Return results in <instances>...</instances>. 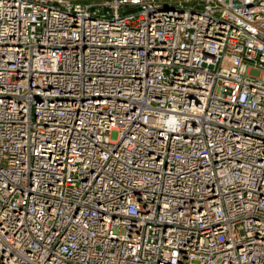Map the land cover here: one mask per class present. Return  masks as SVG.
<instances>
[{"label": "built area", "instance_id": "built-area-1", "mask_svg": "<svg viewBox=\"0 0 264 264\" xmlns=\"http://www.w3.org/2000/svg\"><path fill=\"white\" fill-rule=\"evenodd\" d=\"M0 264H264V0H0Z\"/></svg>", "mask_w": 264, "mask_h": 264}, {"label": "water", "instance_id": "water-1", "mask_svg": "<svg viewBox=\"0 0 264 264\" xmlns=\"http://www.w3.org/2000/svg\"><path fill=\"white\" fill-rule=\"evenodd\" d=\"M63 1H98V0H63ZM162 1H169V0H162Z\"/></svg>", "mask_w": 264, "mask_h": 264}]
</instances>
